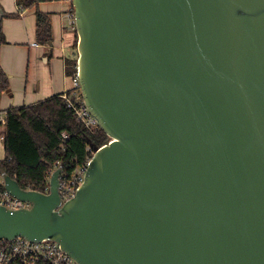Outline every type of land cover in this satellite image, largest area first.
Listing matches in <instances>:
<instances>
[{
  "label": "water",
  "instance_id": "1",
  "mask_svg": "<svg viewBox=\"0 0 264 264\" xmlns=\"http://www.w3.org/2000/svg\"><path fill=\"white\" fill-rule=\"evenodd\" d=\"M83 101L109 140L62 201L3 188L0 238L78 264H264V0H70ZM8 89V88H7Z\"/></svg>",
  "mask_w": 264,
  "mask_h": 264
},
{
  "label": "trees",
  "instance_id": "2",
  "mask_svg": "<svg viewBox=\"0 0 264 264\" xmlns=\"http://www.w3.org/2000/svg\"><path fill=\"white\" fill-rule=\"evenodd\" d=\"M15 1L21 8L34 7L35 39L40 44L49 43L52 39L49 14L37 8L39 2L49 0ZM5 15L17 13H6L0 9V45L6 42L1 27V18ZM74 32V55L65 59L68 76L76 72L77 34ZM8 86L9 76L0 65V95ZM66 94H70V89ZM2 138L5 156L0 159V169L14 177L20 186L45 192L50 172L59 162L63 165L62 171L69 173L76 164L86 161L91 155L86 145L100 146L109 140L100 127H86L62 94L8 108Z\"/></svg>",
  "mask_w": 264,
  "mask_h": 264
},
{
  "label": "crops",
  "instance_id": "3",
  "mask_svg": "<svg viewBox=\"0 0 264 264\" xmlns=\"http://www.w3.org/2000/svg\"><path fill=\"white\" fill-rule=\"evenodd\" d=\"M70 5V0L37 4L39 10L49 14L52 36L49 43L40 44L35 39L34 7L21 8L15 0H0L1 10L17 13L1 18L6 42L0 45V65L9 76V86L0 95V114L71 89V78L65 73V59L74 55L75 32L67 26L65 17ZM4 130L5 124H0V159L5 156Z\"/></svg>",
  "mask_w": 264,
  "mask_h": 264
},
{
  "label": "built area",
  "instance_id": "4",
  "mask_svg": "<svg viewBox=\"0 0 264 264\" xmlns=\"http://www.w3.org/2000/svg\"><path fill=\"white\" fill-rule=\"evenodd\" d=\"M65 17L67 26L75 31V15L72 4L67 9ZM70 78L72 83L70 94H63V98L86 127H99L96 118L83 101L76 72ZM0 124H5V114H0ZM86 149L92 154L91 145H86ZM90 156L86 161L76 164L69 173L63 171L60 173L59 193L62 201L73 196L78 185L83 181ZM0 204L9 208L27 206V202L12 196L4 188L0 189ZM0 264H78V262L54 240H30L18 235L10 239L0 238Z\"/></svg>",
  "mask_w": 264,
  "mask_h": 264
},
{
  "label": "rangeland",
  "instance_id": "5",
  "mask_svg": "<svg viewBox=\"0 0 264 264\" xmlns=\"http://www.w3.org/2000/svg\"><path fill=\"white\" fill-rule=\"evenodd\" d=\"M70 2H71V1H70ZM3 18H4V17H2V19H3ZM2 19H1V20H2ZM74 40H75V39H74Z\"/></svg>",
  "mask_w": 264,
  "mask_h": 264
}]
</instances>
